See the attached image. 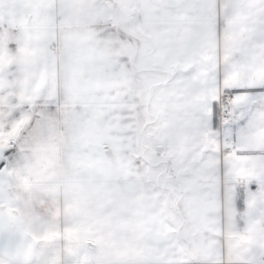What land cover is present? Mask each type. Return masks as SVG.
<instances>
[{
	"label": "snow or ice",
	"instance_id": "6c2138e0",
	"mask_svg": "<svg viewBox=\"0 0 264 264\" xmlns=\"http://www.w3.org/2000/svg\"><path fill=\"white\" fill-rule=\"evenodd\" d=\"M0 264H264V0H0Z\"/></svg>",
	"mask_w": 264,
	"mask_h": 264
}]
</instances>
